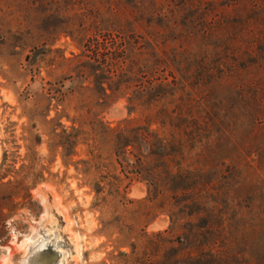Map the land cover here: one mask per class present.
<instances>
[{"label": "rangeland", "instance_id": "1", "mask_svg": "<svg viewBox=\"0 0 264 264\" xmlns=\"http://www.w3.org/2000/svg\"><path fill=\"white\" fill-rule=\"evenodd\" d=\"M168 4L0 0V264H264V134L249 163L213 160L206 207H183L190 195L168 183L174 224L110 130L136 116L112 53L122 35L154 51Z\"/></svg>", "mask_w": 264, "mask_h": 264}, {"label": "trees", "instance_id": "2", "mask_svg": "<svg viewBox=\"0 0 264 264\" xmlns=\"http://www.w3.org/2000/svg\"><path fill=\"white\" fill-rule=\"evenodd\" d=\"M168 5L167 11L157 9L164 29L149 37L154 51L122 35L112 53L114 83L128 94V110L136 116L110 130L123 144L124 157L132 159L130 172L146 183L149 195L155 193L171 207L176 224L180 206L165 202L168 183L190 195L183 207H206L203 197L212 188L206 176L213 160L224 165L247 152L249 163L260 150L264 0H169ZM93 59L99 60L98 52ZM101 59L108 61L106 55ZM168 146L184 153L169 159ZM114 153L119 161L120 152ZM175 159L180 160L177 170L168 168ZM111 177L105 184L119 193L122 180ZM104 181L96 182L97 194L106 188ZM261 254L264 260V247Z\"/></svg>", "mask_w": 264, "mask_h": 264}, {"label": "bare ground", "instance_id": "3", "mask_svg": "<svg viewBox=\"0 0 264 264\" xmlns=\"http://www.w3.org/2000/svg\"><path fill=\"white\" fill-rule=\"evenodd\" d=\"M41 250V249H40ZM31 256V255H30Z\"/></svg>", "mask_w": 264, "mask_h": 264}]
</instances>
